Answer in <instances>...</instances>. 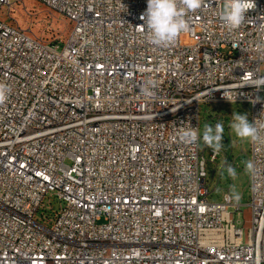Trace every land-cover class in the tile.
<instances>
[{"label": "built area", "instance_id": "1", "mask_svg": "<svg viewBox=\"0 0 264 264\" xmlns=\"http://www.w3.org/2000/svg\"><path fill=\"white\" fill-rule=\"evenodd\" d=\"M34 1L70 31L44 42L0 0V264H264V143L246 230L230 191L209 200L222 150L178 139L200 130L202 103L250 104L264 124V87L250 85L264 78V0L235 31L223 0H205L169 47L139 27L147 0Z\"/></svg>", "mask_w": 264, "mask_h": 264}, {"label": "clouds", "instance_id": "2", "mask_svg": "<svg viewBox=\"0 0 264 264\" xmlns=\"http://www.w3.org/2000/svg\"><path fill=\"white\" fill-rule=\"evenodd\" d=\"M205 0H147L146 11L141 14L140 19L144 24L139 26L147 30L148 41L157 47H169L174 45L178 37L189 31L190 25L187 17L189 13L202 8ZM255 8V0H223L218 18L224 28L228 31H235L244 23L246 14ZM250 85L257 90L264 87V78L254 80ZM155 82L149 79L141 88L145 96H153ZM11 93V88L0 82V105L4 104ZM234 135L242 140L254 144L264 143V124L250 122L247 114L233 112L232 121L229 125ZM224 125L222 122L205 124L202 132L198 127L190 125L181 128L178 132V139L184 144H197L202 141L205 147L211 148L214 153H220L223 149ZM245 171L254 172V165L251 161L245 165ZM223 173L229 178H235L236 169L225 162ZM219 191V189H217ZM230 199L237 202L241 199V193L233 184L230 188Z\"/></svg>", "mask_w": 264, "mask_h": 264}, {"label": "rangeland", "instance_id": "3", "mask_svg": "<svg viewBox=\"0 0 264 264\" xmlns=\"http://www.w3.org/2000/svg\"><path fill=\"white\" fill-rule=\"evenodd\" d=\"M12 3H14L12 7L14 22L34 37L44 42H58L66 39L70 26L63 16L34 0H12ZM4 20L9 22V17L5 16ZM233 112L247 114L250 121V104L202 103L200 107V131L202 132L205 124L214 125L217 122H222L224 125L222 154L215 163L208 161L207 164V180L211 192L209 200L210 202H221L225 193L230 191L231 186L234 184L241 193V199L239 200L240 204L243 205L241 219L245 222L244 225L247 230L251 220V210L248 207L250 201V173L245 171V165L249 162L252 143L238 139L230 130L229 125L232 121ZM200 146L202 150L206 148L202 141H200ZM206 158H209L207 152ZM225 162L236 169L237 175L235 178H229L226 173H223ZM52 206L53 209L59 211V200L52 198Z\"/></svg>", "mask_w": 264, "mask_h": 264}]
</instances>
